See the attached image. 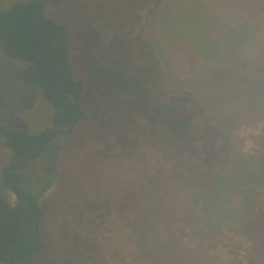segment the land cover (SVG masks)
Returning a JSON list of instances; mask_svg holds the SVG:
<instances>
[{
	"label": "trees",
	"instance_id": "trees-1",
	"mask_svg": "<svg viewBox=\"0 0 264 264\" xmlns=\"http://www.w3.org/2000/svg\"><path fill=\"white\" fill-rule=\"evenodd\" d=\"M164 3L28 0L0 9L2 53L24 63L19 81L42 90L53 108L51 125L37 133L0 124V143L11 151L0 174V264H110L112 241L123 239L147 264H224L202 247L187 250L184 238L191 234L201 246L200 240H224L241 230L252 244L235 243L230 253L244 251L249 264H264V164L258 169L264 146L249 167L242 166L233 133L239 125H217L185 85L190 74L176 71L185 60L199 66L219 59L211 43L192 42L200 55L194 61L171 60L169 47L147 36ZM249 21L226 28L216 23L225 31L216 43L217 51L227 47L222 61L238 60L258 41ZM60 130H69L65 140ZM59 141L68 153L66 165L77 167L71 181L60 182L63 165L53 160L36 166L56 152ZM147 153L166 165L145 172L146 184L110 193L104 188L102 174L112 162ZM48 166L56 174L39 178ZM80 175L96 192L79 185ZM54 185L58 198L41 197ZM184 190L191 198L177 218L174 201ZM115 254L127 264L124 249Z\"/></svg>",
	"mask_w": 264,
	"mask_h": 264
},
{
	"label": "rangeland",
	"instance_id": "rangeland-1",
	"mask_svg": "<svg viewBox=\"0 0 264 264\" xmlns=\"http://www.w3.org/2000/svg\"><path fill=\"white\" fill-rule=\"evenodd\" d=\"M19 1L28 0H0V9L8 8ZM204 7L210 14L215 12L213 18L216 19L210 20L209 13L206 14L202 10ZM243 19L250 20L249 24L258 41L245 47L244 54L238 60L222 61L228 53L227 45L225 46L226 50L217 51L216 43L224 40L223 33L225 31L219 28L216 23L220 27L226 28L227 25L235 26ZM262 22H264V0H165V3L151 17L146 30L147 36L157 41L160 40L169 47L168 52H171V60L184 59L187 56L191 58L200 56L195 50L196 46L192 45V42L196 44V40L213 45L216 52L212 56H219V59L217 57L213 59V62H201L199 66L185 60L176 71L184 76L190 74L189 78L185 80V85L191 86L196 91L195 93L205 106L210 119L227 130L239 125L233 133L238 141L236 142L237 149L242 152L244 160L242 166L244 167L250 166V157L259 156L260 150L264 146V24ZM180 38L184 41L178 43L177 40ZM188 39H190V45L186 43ZM219 46L223 45L219 44ZM21 64L24 65L19 60L6 57L0 49V124L13 130L37 133L51 125L53 108L43 97L42 90L34 86L33 89H30L26 83L19 81L22 80L23 66L20 67ZM199 90L202 92H198ZM68 132L69 130H60L58 134L62 133L60 138L65 140ZM2 141L4 143L3 137H0V142ZM58 144L59 148L55 147L54 149L56 152L36 166L46 167L49 164L48 161L53 160L55 165L58 163L60 166L63 165L60 182H63L64 179L71 181L78 177L75 172L77 167H71L73 162L66 165L69 160L68 153L64 151L60 141ZM65 154H67L66 159ZM10 157L11 151L0 143V174ZM111 164L108 166V170L106 169L102 174L105 178L103 180L104 188L109 193L115 191V188L117 191L122 186L136 188L139 183L146 184L145 172H156L166 165L159 155L149 153L139 159H128L126 163L112 162ZM263 164V158L258 160V169ZM40 171L44 172L42 175L40 174L39 178L43 176L45 179H51L57 169L48 166L47 170L41 168ZM64 175H66L65 178H63ZM79 178V185L87 187L85 185L87 179L82 175ZM115 178L118 182L115 181ZM124 178H126V182ZM41 182L38 181L36 188H41ZM60 185L63 186V184ZM88 189L90 190L89 187L86 190L88 191ZM90 191L94 193L96 189L92 188ZM84 193H86L85 190ZM47 194L58 198L56 185L41 197L47 196ZM259 194L260 202L263 200L262 204H264V184L260 185ZM11 198L14 201V197ZM190 198L191 195L185 190L178 194L174 201L176 204L174 212H176L177 218L187 211ZM112 200H116V198L113 197ZM235 200H237L236 197ZM155 218L158 222L162 220L160 217ZM173 227L179 231L181 225L175 223ZM194 228L196 229V227L190 229ZM198 240L190 234L184 238L183 244L187 250L202 247L209 255L221 258L224 264H249L248 253L244 251L230 253L231 246L236 245L235 243H242L245 247L251 246L252 240L246 231L231 232L229 237L224 240H200L203 242L201 246H198ZM121 242L112 241L113 245L109 248L108 254L110 264L122 263L121 258L115 254L118 249L125 250L127 264H147L145 260L138 258L140 252H136V248L131 247L129 243L127 245L124 239ZM123 243L127 249L121 246Z\"/></svg>",
	"mask_w": 264,
	"mask_h": 264
}]
</instances>
